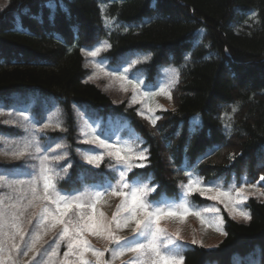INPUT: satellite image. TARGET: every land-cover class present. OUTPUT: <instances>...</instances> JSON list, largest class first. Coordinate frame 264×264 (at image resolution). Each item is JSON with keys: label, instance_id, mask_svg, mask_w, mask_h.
I'll use <instances>...</instances> for the list:
<instances>
[{"label": "trees", "instance_id": "1", "mask_svg": "<svg viewBox=\"0 0 264 264\" xmlns=\"http://www.w3.org/2000/svg\"><path fill=\"white\" fill-rule=\"evenodd\" d=\"M99 42L111 45L105 51L111 59L149 50L151 70L165 63L176 68L171 106L156 110L155 125L137 105L114 102L84 80L81 51ZM13 92L52 96L71 146L75 106L104 117L106 126L128 118L147 159L127 179L155 185L156 194L177 195L188 169L205 180L245 176L264 190L258 181L264 176V0H7L0 7V100ZM60 133L50 132L49 139H62ZM71 157L57 182L67 192L93 182L88 165L72 150ZM94 171V179L111 178L102 177L101 167ZM192 199L206 201L198 194ZM246 206L248 221L224 212V237L212 248L188 246L184 264H231L248 251L264 264V201L250 197Z\"/></svg>", "mask_w": 264, "mask_h": 264}, {"label": "rangeland", "instance_id": "2", "mask_svg": "<svg viewBox=\"0 0 264 264\" xmlns=\"http://www.w3.org/2000/svg\"><path fill=\"white\" fill-rule=\"evenodd\" d=\"M7 0H0V7L6 3ZM102 43L95 45L92 48H83V65L86 68L87 74L84 76V80L96 84L104 92H106L115 102L126 100L129 105H138L137 109L139 113L143 115L151 116L154 118L155 111L160 108H167L171 106V101L165 94L149 95L144 96V93H158L159 87H165L166 91L171 90L173 81L177 79V71L173 65L162 64L156 71L150 69L148 63L151 57V51L149 50H128L121 53L115 59H111L105 54L106 49L102 48L101 52L96 57L88 55L89 51L94 50L95 47L100 46ZM149 56V60L144 61L143 57ZM132 61H139L138 63L132 64ZM97 65H101L98 67ZM131 65V67H130ZM125 68H129L127 73L129 80H135L139 84V88L135 92V100H133L134 90L131 84L126 81H121L117 77H113L108 73L112 71H123ZM89 77H92L89 79ZM127 89L126 91L124 89ZM0 125H6L10 129L0 131V177H4L0 180V201L3 202L0 206L19 204L20 210L24 211V217L22 218L24 227L29 229L25 240H29L34 232H39L40 239L37 241L36 248L40 249L39 254L35 251H29L25 256L24 251L27 248L24 247L21 242L22 251L17 253L15 251L11 254V260L8 259L9 253L7 245L5 246V252L3 257L5 264H64L65 261L68 264H80L79 257L77 255L64 256V252L67 249V240H60L59 232L62 231L63 226L57 225L55 228H43L39 226V209L25 206L32 200V185L29 183L34 177L38 178L40 169V160L38 157L47 154L48 156L61 155L64 159L60 161H51L50 166L54 169L57 175L54 183L58 190L60 188L57 185L59 178L63 177L66 173L63 171L67 165L72 163L71 150L74 152L78 162H83L88 165L89 178L93 180L90 183L80 184L78 189L67 192L70 196H80L81 193L84 195L81 197L80 202H89V197L95 191H103L109 183L115 184L118 179L119 171L123 170L122 165L118 164L114 156L108 155L109 149H106L96 143H89L93 139L94 135L100 136L101 139L105 140L109 145H116L123 150L122 154L128 155L132 169L137 165L143 163L137 159L140 152L145 150L142 145V137L137 131H135L129 124L128 118L119 117L121 124L117 120L110 119L111 115H107L105 118L110 119L109 125L111 126V132L107 133L108 130L101 126V120L103 118H92L94 115L90 109L86 106H75V116L78 120V126L76 129V135L74 136V143L72 146L64 138L65 131V117L60 109L58 103L52 96L40 95L38 93L31 92H13L5 100H0ZM162 106V107H160ZM151 109V111H149ZM23 112L29 118L24 119L20 113ZM47 123L50 126L43 128V125ZM60 125V127H57ZM104 126V123H102ZM57 131L63 136L62 139H55L48 137V132ZM45 143V144H44ZM61 144L64 147L61 149H55L56 144ZM25 145L28 147L25 149ZM40 147L41 152L37 153L36 148ZM78 149L81 151L79 152ZM94 149L95 151L88 152L87 150ZM19 150L25 151V156L20 159H16L13 156L14 152ZM102 155L103 159L100 162L99 167L103 176H111V179H94L95 175L94 165L88 164L87 160L84 159V155ZM189 176L185 182L180 185V189L177 195L171 196L165 193L152 192L148 195V200L154 202L159 200L162 204H181L182 202L187 203L188 207L192 211H201L204 218L208 221H213L211 225L201 224L200 218L195 215H188L184 220L176 218H165L161 221V227L166 230L169 234H176L179 232V239L176 245H168V248L180 255L193 240L197 241V244H201L207 248H212L225 235L224 231V215L223 210L233 219L238 221H248L239 216L236 212H231V204L228 208H225V202L222 203L220 200H213L210 197L215 196L217 193L215 189L219 188L222 191L231 190V195L236 197L235 188H243V194L248 197H257L264 201V190L258 186V183H248L245 176L242 177V181L238 182L236 177L232 175L230 178H207L200 176L198 173L191 169L187 170ZM93 174V175H92ZM115 176H114V175ZM199 181L202 187H210L213 191L207 192L206 195L202 196L200 193H192L187 196L182 194L186 191L183 187L187 185L189 180ZM23 181L24 183H20ZM75 177L70 180L71 184H76ZM260 181V178L259 180ZM131 184L140 183L147 184L149 188H155V185H150L147 182L134 180L128 181ZM248 184L256 185V187H248ZM235 186L233 188L232 186ZM156 189V188H155ZM38 193H43V182L38 179ZM193 194H198L205 198L207 201H194L192 199ZM61 195H65L62 191ZM238 198V197H237ZM94 199V197H93ZM224 199V198H221ZM247 199V200H248ZM247 200L239 205L240 209L249 212L246 203ZM121 197L113 196L110 190L101 198L100 202L97 203V218L104 222L111 221L113 213L117 210V205L120 204ZM217 208L218 213L203 212L205 208ZM182 210V209H181ZM33 211L37 212V216L32 218V224L27 223V217L31 215ZM91 214V209H88ZM103 212L104 216L100 217L99 213ZM69 216L76 220L78 215L74 212H70ZM222 217V221L220 218ZM216 221H220L219 227L222 231H217ZM47 223V222H46ZM132 227L130 224L127 228H116L115 224L112 223L111 228L117 237L131 239L133 236ZM85 238L90 242L93 248L104 252L103 260L109 261L110 264H132L136 260L135 254L131 252L125 253L123 256L112 255L113 251H118L117 245L108 236L107 232L101 235H95L90 231L85 230ZM18 241V238H17ZM59 241V245L55 242ZM19 242V241H18ZM143 242V241H141ZM165 240H161V244H165ZM53 248H57L55 256H50ZM109 249L110 251H104ZM248 251L244 255L234 256L231 264H256L255 256L250 254ZM249 254V255H248ZM84 259L91 261V264H97L96 257L91 251L84 253ZM259 259V258H258ZM205 264H215L214 260H207Z\"/></svg>", "mask_w": 264, "mask_h": 264}, {"label": "snow or ice", "instance_id": "3", "mask_svg": "<svg viewBox=\"0 0 264 264\" xmlns=\"http://www.w3.org/2000/svg\"><path fill=\"white\" fill-rule=\"evenodd\" d=\"M54 6V5H53ZM111 47L110 44L106 42L102 43L100 46L94 48V50L89 51L88 55L91 57H96L102 50V48ZM83 51V49H82ZM144 61L149 60V56L143 57ZM139 61H132V64L138 63ZM100 67L101 65H97ZM131 67V65H130ZM129 68H125L121 71H112L108 73L113 77H117L121 81H126L128 84L133 86L134 95L133 100H135V92L139 88V84L135 80H129L127 73ZM92 77H89L91 79ZM175 81H173V86ZM127 90L126 88L124 89ZM165 94L171 99V91L165 89L161 86L158 89V93H144V96ZM162 107V106H160ZM235 110V109H234ZM151 111V109H149ZM143 115V113H140ZM20 115L24 119L29 117L25 113L21 112ZM151 123L155 125L156 119H151ZM50 125L45 123L43 128H48ZM60 127V125H57ZM89 143L98 142L100 146L109 149L108 155L114 156L117 163L122 165L123 170L119 171L118 179L115 184L109 183L103 191H95L91 197H89V202H80L83 193L80 196H70L67 194V190H58L56 184L54 183L55 177L59 175L50 166L51 161H60L64 159L61 155L48 156L47 154L38 157L40 160V169L38 178L34 177L29 183L32 185V200L29 204L25 206L33 207L39 209V226L43 228H55L57 225H62V231L59 232L60 240H67L68 251L64 252V256L68 257L71 255H77L79 257L80 264H91V261L84 259V253L91 251L96 257L97 264H110L109 261L102 259L104 252L99 251L92 247L90 242L85 238V230L92 232L95 235H101L107 232L108 236L117 245L118 251H113L112 255L123 256L127 252L135 254L136 260L132 264H184L185 257L178 254L168 248V245H176L179 239V232L176 234H169L164 228L161 227V221L165 218H176L184 220L188 215H195L200 218L201 224L211 225L213 221H208L204 218L201 211H192L187 203L182 202L181 204H162L159 200L150 202L148 200V195L155 192V188H149L147 184L135 183L131 184L127 180V173L132 170V165L130 164V157L128 155L122 154L123 150L116 145H109L105 140L101 139L100 136L94 135ZM25 149L28 145L24 146ZM64 147L61 144H56V149H61ZM79 151V149H78ZM88 152L95 151L94 149L87 150ZM36 152H41L40 147L37 146ZM147 149L140 152L137 159L144 161L147 159L146 156ZM16 159H20L25 156L24 150H19L13 153ZM84 159L87 160L88 164L99 167L100 162L103 159L102 155H89L85 154ZM138 167H144L143 163L137 165ZM65 173L68 172V168H64ZM138 175V174H134ZM4 177H0L3 180ZM38 179L43 182V193H38ZM260 180L264 181V176L260 177ZM20 183H24L21 181ZM248 187H256V185L248 184ZM186 191L182 194L183 196L190 195L192 193H200L204 196L207 192L213 191L210 187H202L199 181L189 180L187 185L183 186ZM235 188V186H232ZM110 190L113 196L121 197L120 204L117 205V210L113 213L111 221L104 222L97 218V203L100 202L101 198ZM64 191L65 195H61ZM216 195L210 197L213 200H220L225 203V208H228L231 204V212H236L239 216L244 219H250V213L240 209L239 205L248 199L246 195L243 194V188H235L236 197L231 195V190L222 191L219 188L215 189ZM94 197V199H93ZM238 197V198H237ZM224 198V199H221ZM3 202L0 201V205ZM91 209V214H89L88 209ZM182 209V210H181ZM203 212H213L218 213L217 208H205ZM74 212L78 215V219L73 220L69 213ZM24 211L20 210L19 204L0 206V264H5L3 253L5 252V246L7 245V250L9 253L8 259L11 260V254L13 251L19 253L22 251L21 242L27 251L23 254L26 256L29 251H35L39 254L40 249L36 248L37 241L40 239L39 232H34L29 240H25L29 229L24 227L22 218L24 217ZM37 216V212L33 211L30 216L27 217V223L32 224V218ZM100 217L104 216L103 212L99 213ZM222 221V217L220 218ZM220 221H216L217 231H222L219 227ZM47 222V223H46ZM112 223L115 224L116 228H127L130 224L134 225L132 227L133 236L131 239L117 237L112 228ZM226 234V233H225ZM18 238V241H17ZM165 240V244H161V240ZM143 241V242H141ZM59 245V241L55 242ZM193 244L197 243L196 240L192 241ZM110 251L109 249H105ZM57 248H53L50 256H55ZM14 264V262H13ZM64 264H68L67 261Z\"/></svg>", "mask_w": 264, "mask_h": 264}]
</instances>
